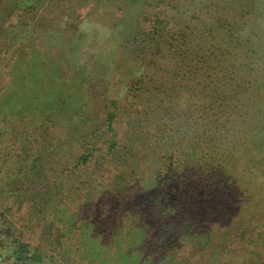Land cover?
Masks as SVG:
<instances>
[{"label":"trees","instance_id":"obj_1","mask_svg":"<svg viewBox=\"0 0 264 264\" xmlns=\"http://www.w3.org/2000/svg\"><path fill=\"white\" fill-rule=\"evenodd\" d=\"M46 2L0 0V35L11 34L14 25L5 24L14 17L19 27L30 24L34 16L27 14ZM151 3L166 6L151 25L112 36L122 42L118 55L131 51L132 76L120 99L108 96L105 83L100 111L80 120L79 159L60 171L36 168L45 164L41 149L30 173L14 161L23 177L6 189L21 197V223L0 218V264H57L48 253L61 245L57 223L43 220L36 237L26 228L34 215L67 203L119 233L118 221L138 216L143 247L156 254L152 264L161 255L166 264H191L175 252L189 241L196 264H264V0ZM123 102L131 113L126 121L119 116ZM50 130L60 128L41 132ZM89 163L96 166L78 182L77 169ZM150 167L151 186L142 189L138 181ZM168 184L172 196L162 199H172L171 212L159 215L168 219L146 222L143 193Z\"/></svg>","mask_w":264,"mask_h":264},{"label":"rangeland","instance_id":"obj_2","mask_svg":"<svg viewBox=\"0 0 264 264\" xmlns=\"http://www.w3.org/2000/svg\"><path fill=\"white\" fill-rule=\"evenodd\" d=\"M153 4L151 0H47L27 14L34 16V20L24 28L19 27L16 17L5 24L14 27L8 29L11 34L0 35V213L4 215L0 218L17 225L21 223V197L6 189L17 186L23 177L14 161L25 164L22 170L30 173L36 151L44 149L41 159L45 164L36 168L46 166L53 172L71 167L82 155L84 138L75 131L82 125L80 120L86 121L100 111L105 83L110 84L108 96L120 99L124 85L132 76L131 51L118 55L122 42L119 37L114 41L112 36L127 35L138 23L143 28L151 25L157 10H166L164 4H159V9ZM120 75H124V81ZM128 104L123 102L119 112L124 121L131 117ZM101 116L98 113L97 117ZM51 125L60 130L41 132ZM70 133L77 135V141L67 142ZM39 163L42 161L35 162ZM95 166V163L79 166L77 181H87L83 174ZM151 171L152 167L138 181V187L151 186L148 179ZM2 182L7 186L2 187ZM169 191L168 184L163 192L151 188L143 193L141 210L146 222L168 219L166 215H159L171 212L172 199H162L172 196ZM159 192L162 201L154 202ZM263 200L264 196L260 201ZM43 220L57 223L64 234L59 248L48 252L57 264L59 259V264H152L156 255L152 248L143 247L144 232L135 215L117 222L118 228L123 229L119 233L100 229L96 219L81 218L75 203L52 205L45 215H34L27 223L30 236H38ZM191 249L189 241L181 251L175 252L182 260L187 258L189 263L196 264ZM161 252L165 254L164 250ZM159 258L153 263L166 264L163 255Z\"/></svg>","mask_w":264,"mask_h":264}]
</instances>
